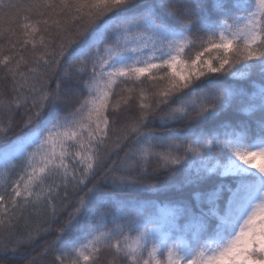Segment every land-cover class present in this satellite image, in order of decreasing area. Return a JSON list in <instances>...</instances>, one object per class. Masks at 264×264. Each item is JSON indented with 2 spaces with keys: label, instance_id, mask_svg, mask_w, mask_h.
<instances>
[{
  "label": "snow or ice",
  "instance_id": "snow-or-ice-1",
  "mask_svg": "<svg viewBox=\"0 0 264 264\" xmlns=\"http://www.w3.org/2000/svg\"><path fill=\"white\" fill-rule=\"evenodd\" d=\"M0 264H264V0H0Z\"/></svg>",
  "mask_w": 264,
  "mask_h": 264
},
{
  "label": "trees",
  "instance_id": "trees-1",
  "mask_svg": "<svg viewBox=\"0 0 264 264\" xmlns=\"http://www.w3.org/2000/svg\"><path fill=\"white\" fill-rule=\"evenodd\" d=\"M38 251H39V249H38Z\"/></svg>",
  "mask_w": 264,
  "mask_h": 264
}]
</instances>
